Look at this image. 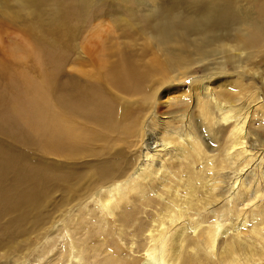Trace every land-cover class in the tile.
Here are the masks:
<instances>
[{"label":"bare ground","instance_id":"bare-ground-1","mask_svg":"<svg viewBox=\"0 0 264 264\" xmlns=\"http://www.w3.org/2000/svg\"><path fill=\"white\" fill-rule=\"evenodd\" d=\"M42 1L24 3L36 6ZM244 1L246 10L242 0H203L198 6L190 0L187 14L213 13L211 24L202 27L173 23L172 10H155L145 18L146 25L153 24L143 52L144 60L150 58L146 63L126 45L111 63L106 59L111 53L93 41L84 50L87 62H78L74 78L56 82L53 54L32 51L37 65L44 56L47 61L41 79L25 73L12 76L14 110L3 123L11 124L5 121L18 113L45 154L72 164L90 159L83 167L88 177L84 195L73 194V199H84L69 209L63 231L93 216L101 247L92 262L86 260V250L80 252L67 231L69 253L59 264H264V143L253 141L248 131L264 97L256 94L254 103L240 107L207 96L197 115L170 119L163 125L165 134H155L158 115L173 102H158L160 92L177 81L182 84L195 64L219 55L228 46L225 42L235 38L233 26H242L244 33L236 37L243 45L254 48L262 42L264 0ZM77 11L56 7L46 23L36 22V51L49 45L46 36L68 34V19ZM207 80L211 78L195 84L208 92ZM132 99L142 103L139 113L128 109ZM96 128L120 129L124 139L112 142L109 150L93 149L95 143L109 142ZM10 171L32 186L5 185ZM79 177L74 168L65 171L62 166L59 173H51L49 167L26 166L0 152V197L5 202L12 198L6 206L38 204L45 196L44 183L70 187Z\"/></svg>","mask_w":264,"mask_h":264},{"label":"rangeland","instance_id":"rangeland-1","mask_svg":"<svg viewBox=\"0 0 264 264\" xmlns=\"http://www.w3.org/2000/svg\"><path fill=\"white\" fill-rule=\"evenodd\" d=\"M189 1L44 0L39 5L29 6L24 0H0V152L17 157L26 166L49 167L51 173H59L62 166L65 171L74 168L80 173L78 180L70 187L61 182L44 183L45 196L38 204L19 202L17 205L6 206L12 198L5 202L0 197V264H59L62 257H67L69 253L68 241L64 239L67 231L70 232L69 240L76 244L80 252L85 249V259L91 262L92 254L101 247V238H97L95 234L98 226L94 224L93 216L74 221L63 231V227L66 229L64 217L71 216L69 209L84 199H73V194L85 190L88 177L83 167L90 159L72 164L45 154L40 148L39 138L26 128L27 123L18 113L17 117L5 121L12 122L11 124L3 123L8 111L14 110L15 96L10 94L9 88L12 76L25 73L40 80L41 73L46 70L45 56L39 66L29 52L53 54L51 60L58 68L54 78L58 83L61 78L68 80L77 76L78 64L87 62L88 56L84 50L93 41L98 49L104 48L112 56L126 45L130 48L131 55L134 54L136 59L146 63L150 58L144 60L143 52L153 24L146 25L145 18L157 9H183L188 13L192 9L185 8ZM247 3L242 0L240 6L246 10ZM56 7L60 11L70 7L78 10L68 19L70 31L68 34L61 32L53 37L46 36L51 48L46 44L40 51H36L38 40L36 41V34L33 33V26L36 22L46 23ZM232 29L236 40L232 38L226 41L228 46L221 49L219 55L207 62L195 64L192 67L193 74L182 84L177 81V84L160 92L158 102H166L172 98L173 102L170 109L163 115L159 114L155 121V134L158 137L165 134L163 125L169 123L170 119L197 115L205 101H208L207 96L214 99V102L240 107L254 103L256 94L264 97V38L256 47L250 48L236 37V34L244 33L242 26H233ZM55 43L58 46L54 47ZM106 59L111 60V63L118 61L117 56H108ZM84 68L88 70L87 67ZM83 78L90 81L84 76ZM203 78H211L207 82L212 84H206L209 86L208 92L201 91V84H195L198 82L196 80L202 81ZM141 104L139 100L132 99L128 103V109L133 114L139 113L142 111ZM16 110L20 112L19 103ZM93 131L104 133L109 139V142L95 143L93 149L109 150L112 142L120 144L124 139L120 129L103 132L96 128ZM248 131L253 141L260 145L264 143V102L255 107ZM4 184L19 185L22 188L32 186L29 181L18 180L11 171L5 174Z\"/></svg>","mask_w":264,"mask_h":264},{"label":"clouds","instance_id":"clouds-1","mask_svg":"<svg viewBox=\"0 0 264 264\" xmlns=\"http://www.w3.org/2000/svg\"><path fill=\"white\" fill-rule=\"evenodd\" d=\"M193 4L198 6L203 0H192ZM213 13L211 11L205 12L201 15H189L183 9H177L171 12L170 20L173 23L185 26H204L211 24Z\"/></svg>","mask_w":264,"mask_h":264}]
</instances>
